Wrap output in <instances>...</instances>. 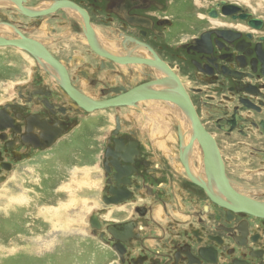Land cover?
Wrapping results in <instances>:
<instances>
[{"label":"flooded vegetation","instance_id":"1","mask_svg":"<svg viewBox=\"0 0 264 264\" xmlns=\"http://www.w3.org/2000/svg\"><path fill=\"white\" fill-rule=\"evenodd\" d=\"M174 2L0 0V37L32 39L59 64L36 59L0 99V189L55 150L103 184L88 222L111 264H264V21L221 1L194 18ZM141 87L184 95L200 128L186 112L190 127L172 126L166 107L169 138L153 134L154 103H177L129 97ZM71 91L128 103L88 111Z\"/></svg>","mask_w":264,"mask_h":264},{"label":"rangeland","instance_id":"2","mask_svg":"<svg viewBox=\"0 0 264 264\" xmlns=\"http://www.w3.org/2000/svg\"><path fill=\"white\" fill-rule=\"evenodd\" d=\"M174 1L172 12L176 8L177 13L191 10L195 18L222 0ZM224 1L244 7L254 18L264 21V0ZM191 13L188 17L192 16ZM177 17L184 20L186 15ZM36 63L35 56L27 51L18 47H1L0 99L6 91L12 90L14 83L24 80L31 69L35 70L33 66ZM39 63L47 65L40 59ZM159 103L161 106L154 103L155 111L150 115L154 119L164 116L161 128L165 127L162 131L165 130L169 138L171 121L165 120L166 107L170 112L174 107L172 126L184 112L178 105ZM183 117L187 121L185 114ZM171 139L175 142L173 137ZM162 142H159L161 147L170 146L164 152L171 156L172 146L166 139ZM85 162L88 165L89 159ZM78 165L73 159L66 155L58 156L53 150L51 153H38L18 166L17 174L0 189V264H111L114 258L111 250L92 235L88 222L92 212L103 207L102 201L92 198L90 188H100L102 182L93 181L89 176L91 170L86 173L87 169ZM73 166L81 172L69 175ZM78 173L80 177H77ZM96 192L100 194L99 189Z\"/></svg>","mask_w":264,"mask_h":264},{"label":"water","instance_id":"3","mask_svg":"<svg viewBox=\"0 0 264 264\" xmlns=\"http://www.w3.org/2000/svg\"><path fill=\"white\" fill-rule=\"evenodd\" d=\"M221 4H224L225 9H227L229 12L228 13H237L239 11L243 12V15L241 16V18L243 19H247L249 17H253V14L248 12V10L240 5L237 4H232V3H227L226 1L222 0ZM254 21L262 23V19L259 18H253ZM91 41V39H90ZM92 43V41H91ZM9 45H13L16 46L20 49H23L27 52H29L30 54H32L33 56H35L36 59L39 58H44L47 61H49L51 64H53L56 67H59V64L57 63V61L46 51V49L39 43L37 42H33L32 39H27L25 37H21V39H5L0 37V46H9ZM142 87L135 89L134 91H132L129 94V97H135V99H146V98H154V99H163V100H174L175 103H177L179 105V107L184 108V110L189 113V115H192V119L194 122V126L196 129H199L200 126L197 124V121L191 111V106L189 105L188 99L182 95L180 96V98H172L169 97L167 95H165L164 93H154L151 95H146L145 98L143 95H141L142 93ZM73 96L77 99V101L79 102V104L84 107L86 110L88 111H93L95 109H99L101 107H108V106H114V105H122V104H127L128 102L125 101V99H121V100H116V101H109V102H101V103H96L95 101L89 100L85 97H83L80 93H78L77 91H71ZM202 144L203 145H211V141H205L202 140ZM220 159V158H219ZM222 166V164H221ZM221 176L223 177V170L221 167V173H220V178ZM225 190L228 192V190H231V188L228 185V181L225 179ZM264 208V207H262Z\"/></svg>","mask_w":264,"mask_h":264},{"label":"bare ground","instance_id":"4","mask_svg":"<svg viewBox=\"0 0 264 264\" xmlns=\"http://www.w3.org/2000/svg\"><path fill=\"white\" fill-rule=\"evenodd\" d=\"M5 2V1H4ZM46 6V5H45ZM254 32V31H253ZM35 38V37H34ZM107 39V38H106ZM101 40V39H100ZM33 41V40H32ZM99 43H101V42H99ZM104 45V44H103ZM102 46V45H101ZM104 46H106V45H104ZM120 48V47H119ZM117 50V49H116ZM116 55V54H115ZM40 61L42 62V63H45V62H47L46 64L47 65H50V66H52L50 63H49V61H47L46 59H44V58H41L40 59ZM53 67V66H52ZM56 74H57V72H56ZM170 76V75H169ZM156 89V88H155ZM167 96H169V97H172L171 95H167ZM170 101H172V100H170ZM166 103V102H165ZM160 103H158V105H159ZM166 104H169V105H173V104H171V103H166ZM164 105V104H163ZM178 105V104H177ZM159 106H161V105H159ZM174 106V105H173ZM179 106V105H178ZM101 108H103V107H101ZM155 108L156 109H158L159 110V108L158 107H156L155 106ZM183 111H184V113L186 112L185 110H184V108H182V107H180ZM173 109H174V107H173ZM187 113V112H186ZM184 116V114L182 115V112L179 114V118H178V122H179V124H180V126H181V128H186V126L189 128L190 127V121L187 119V117H186V119H187V121H185V117H183ZM186 116V115H185ZM149 120H150V118H149ZM153 120H155V121H148V123H150L149 125H150V127H151V129L153 130V133L154 134H159V132H161L162 131V128H161V126H160V124H159V119L158 118H156V119H153ZM184 125H183V124ZM185 123H187L186 125H185ZM186 139H188V138H186ZM196 143V145H195V148H194V152H193V154L192 155H194V157H197V158H199V157H201V154H200V150L198 149V148H200V147H198V142L196 141L195 142ZM211 152V151H210ZM201 160H203V159H201ZM222 160V159H221ZM202 162V161H201ZM200 162V163H201ZM201 164H203V163H201ZM216 167V166H215ZM203 168V167H202ZM201 168V169H202ZM200 169V168H199ZM206 170V169H205ZM205 172V171H204ZM213 172H216V171H214L212 168H211V173L213 174ZM202 173V172H201ZM208 173H209V171H208ZM199 174V173H198ZM205 175V174H204ZM202 177V176H201ZM205 177V176H204ZM217 177V176H216ZM213 188V187H212ZM213 191L214 192H216V187H214V189H213ZM250 206V205H249ZM255 208H256V206H254ZM250 208V207H249ZM248 208V210H250ZM255 208H254V210H255ZM258 208V207H257ZM162 215V214H161Z\"/></svg>","mask_w":264,"mask_h":264}]
</instances>
